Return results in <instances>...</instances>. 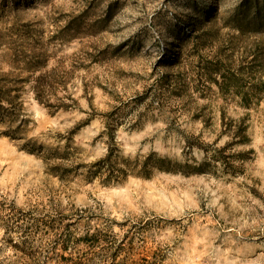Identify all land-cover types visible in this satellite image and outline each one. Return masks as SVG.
Returning a JSON list of instances; mask_svg holds the SVG:
<instances>
[{
  "label": "rangeland",
  "instance_id": "obj_1",
  "mask_svg": "<svg viewBox=\"0 0 264 264\" xmlns=\"http://www.w3.org/2000/svg\"><path fill=\"white\" fill-rule=\"evenodd\" d=\"M2 80L0 264H264V0H0Z\"/></svg>",
  "mask_w": 264,
  "mask_h": 264
},
{
  "label": "trees",
  "instance_id": "obj_2",
  "mask_svg": "<svg viewBox=\"0 0 264 264\" xmlns=\"http://www.w3.org/2000/svg\"><path fill=\"white\" fill-rule=\"evenodd\" d=\"M236 76L235 74L233 75ZM9 81H6V85L4 84V80L0 82V119L4 118V114L2 110L13 109V101L18 97L19 88L18 86H14L13 83L7 84ZM243 100L247 97L244 95L242 96ZM234 126L229 129V137L231 142L228 144H236L240 142H244L247 138L246 136V124L244 119H240L238 121L234 120ZM79 218H83L80 216ZM79 240V239H78ZM81 241H84L89 248L99 247V257L103 258L104 261H111L112 258H116L118 255V249L120 245H115V241L107 240L105 238V233L100 229H95L91 233H86L82 238ZM157 258L155 255L152 256L151 261L146 260V264H157Z\"/></svg>",
  "mask_w": 264,
  "mask_h": 264
}]
</instances>
